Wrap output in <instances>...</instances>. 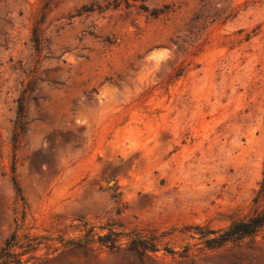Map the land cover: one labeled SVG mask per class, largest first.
Instances as JSON below:
<instances>
[{
	"label": "rangeland",
	"instance_id": "1",
	"mask_svg": "<svg viewBox=\"0 0 264 264\" xmlns=\"http://www.w3.org/2000/svg\"><path fill=\"white\" fill-rule=\"evenodd\" d=\"M263 172L264 0H0V264H264Z\"/></svg>",
	"mask_w": 264,
	"mask_h": 264
},
{
	"label": "trees",
	"instance_id": "2",
	"mask_svg": "<svg viewBox=\"0 0 264 264\" xmlns=\"http://www.w3.org/2000/svg\"><path fill=\"white\" fill-rule=\"evenodd\" d=\"M260 191H264V172ZM196 233L202 239L204 247L214 249L222 247L228 243L238 244L245 238H253L264 233V207L255 209L252 213L234 219L225 229L213 230L203 226H196ZM115 239L110 244L111 248H119L115 245ZM158 237L150 235H137L129 242L128 249L135 254L139 260L143 257H151L158 249L156 242ZM166 253L174 254L170 249H165ZM185 257L187 254H181Z\"/></svg>",
	"mask_w": 264,
	"mask_h": 264
}]
</instances>
